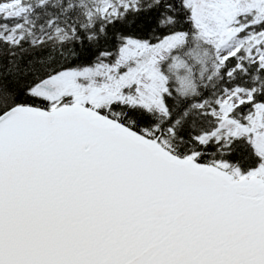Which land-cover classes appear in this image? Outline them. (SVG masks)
Wrapping results in <instances>:
<instances>
[{
    "label": "snow or ice",
    "instance_id": "6c2138e0",
    "mask_svg": "<svg viewBox=\"0 0 264 264\" xmlns=\"http://www.w3.org/2000/svg\"><path fill=\"white\" fill-rule=\"evenodd\" d=\"M0 264H264V0H0Z\"/></svg>",
    "mask_w": 264,
    "mask_h": 264
}]
</instances>
